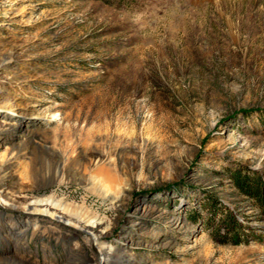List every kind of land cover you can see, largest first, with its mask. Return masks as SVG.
Here are the masks:
<instances>
[{
	"label": "rangeland",
	"instance_id": "374dc122",
	"mask_svg": "<svg viewBox=\"0 0 264 264\" xmlns=\"http://www.w3.org/2000/svg\"><path fill=\"white\" fill-rule=\"evenodd\" d=\"M258 190L264 0H0V264H264Z\"/></svg>",
	"mask_w": 264,
	"mask_h": 264
},
{
	"label": "bare ground",
	"instance_id": "6f19581e",
	"mask_svg": "<svg viewBox=\"0 0 264 264\" xmlns=\"http://www.w3.org/2000/svg\"><path fill=\"white\" fill-rule=\"evenodd\" d=\"M56 200V196L52 195L51 197H46V193H41L37 195L35 198L33 197V203L32 205L43 208L44 211H48V209L53 208V204Z\"/></svg>",
	"mask_w": 264,
	"mask_h": 264
},
{
	"label": "trees",
	"instance_id": "16d2710c",
	"mask_svg": "<svg viewBox=\"0 0 264 264\" xmlns=\"http://www.w3.org/2000/svg\"><path fill=\"white\" fill-rule=\"evenodd\" d=\"M243 184H244V182H243ZM257 190V189H256ZM252 194H254L255 196H259V198L261 197H263L264 196V192H262V191H255V192H252ZM263 199V198H262ZM228 221H229V219H228ZM233 225V224H232Z\"/></svg>",
	"mask_w": 264,
	"mask_h": 264
}]
</instances>
